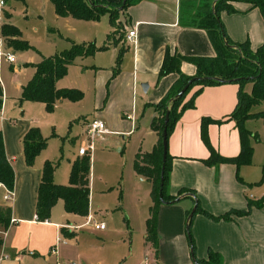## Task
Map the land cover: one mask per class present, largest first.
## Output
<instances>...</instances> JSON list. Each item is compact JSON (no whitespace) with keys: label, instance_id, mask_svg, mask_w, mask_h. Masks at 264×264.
I'll list each match as a JSON object with an SVG mask.
<instances>
[{"label":"crops","instance_id":"obj_1","mask_svg":"<svg viewBox=\"0 0 264 264\" xmlns=\"http://www.w3.org/2000/svg\"><path fill=\"white\" fill-rule=\"evenodd\" d=\"M231 5L237 12H221L219 15L227 38L232 43L247 41L251 50H256L264 43V20L259 10L247 3L234 2ZM202 7L199 0H132L121 14L123 39L114 44L112 38L108 37V49L112 46L117 49L126 47L121 78L114 81V84L119 81L116 97L127 94L139 96L145 105L140 117H152L151 133L148 134L150 147L142 150L141 143L137 154L150 153L156 146L158 134L152 129L156 116L152 106L164 97L178 77L171 73L158 78L166 49L170 54L177 53L186 57L216 56L208 33L197 24L198 17H203L207 12ZM9 17L8 14L4 22L13 24L9 22ZM110 28L111 35L114 29L111 25ZM130 31H135L134 43L127 41ZM4 49L7 51L6 46ZM10 64L17 67V57L16 62ZM73 65L83 72L95 69L94 65L87 63V58L77 59ZM19 69L20 66L16 68ZM180 71L185 76L193 77L196 68L184 62ZM35 73L36 69L32 67L27 80L17 81L14 89L8 88L0 78L3 88L0 133L4 137L7 158L15 172L13 201H5V193L0 190V207L9 208L12 213L10 226L4 233L1 252L8 258L1 264H108L110 261L93 259L82 244L86 236L79 232L83 228H88L89 233L106 234L108 231L107 226L105 230H96L85 225L90 216L94 218L91 202L89 215L85 217L68 214L64 202L59 200L48 221L40 222L37 219L36 204L43 166L46 162L58 163L59 159L45 157L47 146L33 167H28L24 160L22 141L28 131L39 128L43 137L46 133L44 125L29 110L30 105L37 102L20 101L24 86ZM61 80L56 84L58 89H61ZM143 84L147 85L146 92L141 88ZM236 92L232 82L207 86L195 99V107L181 114L167 136L171 166L166 194L180 197L189 194L178 196L180 191L192 190L200 208L214 217L230 211H246L250 202L261 203V207L253 206L248 214L232 215L231 220L214 221L196 213L191 221L190 232L195 245V257L200 261L207 262L209 253L213 252L218 256L217 264H264V151L256 154L253 148L250 165L238 167L224 163L210 167L203 163L210 155L200 133L201 120L204 118L221 121L219 124H208L206 129L209 143L219 155L233 158L240 152L239 132L234 122L227 120L237 102ZM65 101H58L57 106ZM97 118L105 121L104 116ZM58 168L59 165L55 170V183L69 185L64 184V177L58 180ZM150 205L147 208L148 215ZM193 206V197L186 195L176 203L161 204L158 207L156 247L145 240L148 216L145 218L144 250L137 264H193L185 228L188 213ZM130 255L133 256V253Z\"/></svg>","mask_w":264,"mask_h":264},{"label":"rangeland","instance_id":"obj_2","mask_svg":"<svg viewBox=\"0 0 264 264\" xmlns=\"http://www.w3.org/2000/svg\"><path fill=\"white\" fill-rule=\"evenodd\" d=\"M1 1L4 2L3 6ZM103 5L109 7L107 3ZM6 13L10 15L9 22L21 32V40L29 44L28 49L15 51L7 47L3 39L4 48L6 46L8 52L16 53L18 59V66L13 67L16 65H11L5 56L0 58L1 81L11 89H14L17 81L27 80L31 68L43 58L68 49L70 41L77 44L94 43L99 48L108 46L106 44L111 33L108 15L98 21L61 18L56 15L52 3L46 0H0L2 26L7 20ZM111 41L120 43L119 36L114 35ZM118 50L112 46L88 57L87 63L94 65L95 69L87 72L73 64L69 67L67 76L59 86L61 89L83 92L81 102L67 100L59 106L56 104L52 112L43 104L36 103L30 105L29 110L44 125V138L49 139L45 157L59 159L57 178L63 180L64 177V184L69 183L71 163L78 159L79 149L88 145L87 122L105 117V121L100 120L106 124L109 133L95 142L94 150L88 156L92 158L90 202L93 219L103 221L108 231L106 234L89 233L88 228H83L79 233L86 236L83 239L85 244H82L93 259L110 261L108 264H137L144 250L143 222L148 216L147 208L151 200L150 184L146 180L140 181L141 178L133 170V162L141 143L142 150L150 147L148 134L151 133L152 117H140L145 105L139 96L127 94L116 97L119 81L115 84L114 81L121 78L124 60L118 67ZM19 66L20 69L16 70ZM232 84L238 92L239 84ZM243 87L249 93L251 83ZM198 89L199 86H192L184 100L188 101ZM199 95L195 96L194 102ZM260 112H264L263 103L250 109L251 114ZM244 127L252 134L251 144L256 154L264 151V120H246ZM253 135H257V138Z\"/></svg>","mask_w":264,"mask_h":264},{"label":"trees","instance_id":"obj_3","mask_svg":"<svg viewBox=\"0 0 264 264\" xmlns=\"http://www.w3.org/2000/svg\"><path fill=\"white\" fill-rule=\"evenodd\" d=\"M58 17L74 18L85 21H98L102 16L108 15L110 24L113 27L114 35H119V40L123 39V25L119 20L120 15L130 6L132 0H123L118 2H105L94 0H49ZM203 7L207 9L203 17H198L197 24L204 28L208 33L216 56L214 58L206 57H186L177 53L170 54L166 49L163 60L158 72V78L168 74H177V79L169 88L162 99L153 105L155 118L152 123V129L158 134V142L150 153L136 154L133 162L135 174L145 179L150 184L149 215L145 222L146 236L145 240L154 247L157 245L156 221L158 207L162 204L159 199L160 176L162 172V145L161 137L164 127V119L168 113L167 136L172 132L177 120L181 114L194 108V98L204 87L221 84L213 80L194 81L184 94L177 100L172 101L179 91L194 78L217 77L224 81L238 83L237 102L233 111L228 115L227 120L233 121L240 136V152L236 157L226 158L219 155L210 145L207 136V126L211 123L219 124L221 121L204 118L201 120L200 133L201 139L209 150V157L203 160L206 166H216L224 163L235 164L236 166L250 165L252 162L253 147L251 144V133L244 127V123L249 119H263L264 112L251 114L250 109L260 103L264 104V43L256 50H251L248 42L232 43L227 38L223 25L219 19L221 12L229 14L237 12L231 3H247L253 8H257L264 20V0H199ZM107 3L109 7H104ZM123 5V9H121ZM8 18V14H5ZM1 35L4 38L5 45L12 47L15 51L26 50L29 44L21 40L19 29L9 23H5L1 28ZM68 49L57 53L50 58L35 64L36 73L31 81L24 86L20 98L21 102H37L46 106L49 112L54 111L55 106L60 100L71 102H80L84 98L83 92L77 89H58L56 84L68 74L69 67L77 59H85L95 56L98 52L108 49V46L97 47L94 43L77 44L69 42ZM116 44V43H114ZM126 47H121L117 57L118 67L123 60V54ZM187 62L195 66L196 73L193 77L185 76L180 71L182 63ZM120 70V69H119ZM117 70V72H119ZM116 72V73H117ZM251 83L250 92L244 91V85ZM199 89L192 97L185 101L188 90L194 86ZM3 88L0 82V110L2 107ZM257 138V135H253ZM49 139L44 138L39 128H32L24 136L22 145L24 160L28 167H33L38 156L47 148ZM91 156H83L76 159L72 164L70 172L69 185H58L54 181L55 170L58 163L46 162L42 169L41 182L38 189L36 204L37 219L40 222H46L51 218L52 209L59 200L64 202L65 211L68 214L79 215L82 217L89 215L90 197H91ZM171 157L167 153L164 164L163 184L161 187L162 199L170 202L177 198L166 194V187L169 178ZM264 170V164H263ZM0 182L4 183L9 189L14 188L15 172L12 164L7 158L3 134L0 133ZM189 193L194 196L192 190H182L179 195ZM195 197V196H194ZM196 199V197H195ZM261 207V203L250 202L246 211H230L220 217H214L202 210L196 199V209L188 221L187 238L190 247V255L196 264H217V254L210 252L207 262L200 261L195 257V245L190 232L191 221L196 213H201L205 217L218 220H231V216H242L248 214L252 207ZM189 214V213H188ZM12 213L9 208L0 207V254L4 246V233L8 230L11 222Z\"/></svg>","mask_w":264,"mask_h":264},{"label":"built area","instance_id":"obj_4","mask_svg":"<svg viewBox=\"0 0 264 264\" xmlns=\"http://www.w3.org/2000/svg\"><path fill=\"white\" fill-rule=\"evenodd\" d=\"M4 5V2L1 1V6ZM2 20L0 19V58L5 56L6 60L9 63H15L16 62V55L14 53L8 52L4 49V42H3V36L1 35V28H2ZM135 31H130L127 35V41L129 43H134L135 42ZM108 129L106 124L100 120V119H93L90 123H88L86 127V135L88 137V145L85 146L83 145L79 149V156H88L95 147V142L102 138L104 135L108 134ZM0 190L4 191V199L5 201H13L14 198V191L12 189H9L4 183L0 182ZM87 226H91L96 230H105L106 225L104 223H99L92 217H89L86 224ZM74 228V227H71ZM80 228V227H77ZM8 257L4 255L3 253L0 254V264L7 259Z\"/></svg>","mask_w":264,"mask_h":264},{"label":"water","instance_id":"obj_5","mask_svg":"<svg viewBox=\"0 0 264 264\" xmlns=\"http://www.w3.org/2000/svg\"><path fill=\"white\" fill-rule=\"evenodd\" d=\"M217 0L214 1V3L216 2ZM126 0H123V5L125 4ZM123 5L121 7V9H123ZM206 81V80H213V81H216V82H219V83H230L231 81H224L220 78H217V77H212V78H209V77H203V78H194V79H191L187 82V84L179 91V93L174 97V99H172V101L174 100H177L178 98H180L184 92L188 89V87L194 82V81ZM142 90L144 92H146V89H147V85L146 84H143L141 86ZM167 123H168V113H166V116H165V119H164V127H163V130H162V137H161V145H162V172H161V176H160V191H159V199L161 201L162 204H173V203H176L178 202L183 196H186V195H190L191 197H193L194 199V206L193 208L191 209L190 213L188 214V217H187V221H186V234H187V228H188V221L189 219L192 217V215L194 214L195 212V209H196V199L194 198L193 195L191 194H185V195H182L180 197H177L176 199L170 201V202H165L163 201L162 199V195H161V187H162V184H163V172H164V164H165V161H166V155H167ZM194 264H196L194 262V260H192Z\"/></svg>","mask_w":264,"mask_h":264}]
</instances>
